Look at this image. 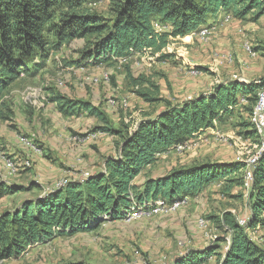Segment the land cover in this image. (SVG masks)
<instances>
[{
    "label": "rangeland",
    "instance_id": "rangeland-1",
    "mask_svg": "<svg viewBox=\"0 0 264 264\" xmlns=\"http://www.w3.org/2000/svg\"><path fill=\"white\" fill-rule=\"evenodd\" d=\"M92 8L108 15L107 2ZM208 28L211 31L205 35L172 40L167 60L145 55L119 64L77 67L73 62L80 59L81 50L95 42L96 37L90 36L52 54L35 78L14 83L4 97L10 119L0 120V183L16 190L0 199V216L79 176L104 172L106 160L117 156L120 137L98 131L100 127L132 133L168 104L210 95L221 84L244 81L243 77L255 82L264 78V16L239 20L226 15ZM134 79L159 85L163 101L146 103L136 91L150 86ZM59 97L94 105L108 124L88 114L63 115L55 102ZM249 107L243 99L225 123L190 140L185 150L161 156L135 183L141 186L172 170L200 164H239L244 166V177V163L256 142L240 125L248 119ZM246 192L241 185L221 180L175 209L159 207L156 201L139 217L105 221L89 232L30 247L20 259L0 264H175L218 243L216 251L221 253L228 246L221 242L226 236L220 223L224 213L234 214L239 223L250 217ZM248 232L264 248V227ZM201 264H218V257Z\"/></svg>",
    "mask_w": 264,
    "mask_h": 264
},
{
    "label": "trees",
    "instance_id": "trees-1",
    "mask_svg": "<svg viewBox=\"0 0 264 264\" xmlns=\"http://www.w3.org/2000/svg\"><path fill=\"white\" fill-rule=\"evenodd\" d=\"M102 2H107V16L92 8ZM222 12L234 19L252 16L259 20L264 16V0H0V120L10 119L12 112L4 97L13 84L21 78H35L52 54L73 41L96 37L73 62L77 67L119 64L145 55L167 60L171 55L166 49L172 40L187 38L216 23ZM156 24L165 30L157 31ZM258 81L221 84L210 95L177 106L168 104L132 133L100 127L98 131L120 137L117 156L106 160L104 172L85 179L79 176L19 210L1 215L0 262L20 259L30 247L58 237L89 232L105 221L123 220L133 208L150 207L156 201L171 207L197 198L221 180L244 187V166L239 164H200L172 170L141 186L135 181L161 156L225 123L243 99L251 105L247 109L250 114L264 86V78ZM134 82L149 84V89L136 91L146 103L163 101L159 85L145 79ZM55 102L65 116L88 114L108 124L105 115L90 103L63 97ZM240 125L256 140L249 117ZM15 190L0 183V199ZM246 193L251 211L247 228L230 212L224 213L220 222L226 232L221 242L228 244L229 240L228 249L218 253V243L214 249L189 254L175 264H201L213 255L218 264H264V248L248 232L264 227V155Z\"/></svg>",
    "mask_w": 264,
    "mask_h": 264
},
{
    "label": "built area",
    "instance_id": "built-area-1",
    "mask_svg": "<svg viewBox=\"0 0 264 264\" xmlns=\"http://www.w3.org/2000/svg\"><path fill=\"white\" fill-rule=\"evenodd\" d=\"M159 31H162V28H159ZM191 38V37H188ZM238 83H245V81H242L241 79H238ZM257 83H260V81H256ZM249 121L252 126V131H254V134L256 136V142L252 146L253 150L252 153L248 156L247 160L245 161V175H244V188L245 191H249L252 183H253V174L256 165L264 155V86L259 91L256 102L252 108V111L249 116ZM200 135H197L195 138L199 137ZM194 138V139H195ZM188 146V142L182 145H179L175 148L177 151H183ZM90 177L88 174L85 178ZM186 201V200H185ZM183 202H176L174 203L169 209H175L179 207ZM159 207L165 208L167 207L163 201H159ZM149 207L141 206L137 208H133L130 212V216L139 217L143 214H145V210ZM141 210V211H140ZM104 219H108L106 216ZM250 222V217L247 220L240 221V226L247 228L248 223ZM228 246H229V240H228ZM228 246L226 247V250L228 249Z\"/></svg>",
    "mask_w": 264,
    "mask_h": 264
},
{
    "label": "crops",
    "instance_id": "crops-1",
    "mask_svg": "<svg viewBox=\"0 0 264 264\" xmlns=\"http://www.w3.org/2000/svg\"><path fill=\"white\" fill-rule=\"evenodd\" d=\"M226 13H224V12H222L220 15H219V18L216 20V23H220L221 22V20L223 21V18L224 17H226ZM227 18H229V17H227ZM248 79V78H247ZM246 78H244L243 77V80L245 81V84H251V83H253V82H255L254 80H252V81H250L249 79L247 80ZM244 83V82H243Z\"/></svg>",
    "mask_w": 264,
    "mask_h": 264
},
{
    "label": "bare ground",
    "instance_id": "bare-ground-1",
    "mask_svg": "<svg viewBox=\"0 0 264 264\" xmlns=\"http://www.w3.org/2000/svg\"><path fill=\"white\" fill-rule=\"evenodd\" d=\"M155 28H157V29H159V27H158V25L156 24L155 25ZM211 30L208 28V27H204V28H202L199 32H197V33H195V34H199V35H205V34H207V33H209ZM195 34H193V35H195ZM192 35V36H193ZM191 36V37H192ZM194 37H197V36H194ZM200 38V37H199Z\"/></svg>",
    "mask_w": 264,
    "mask_h": 264
}]
</instances>
